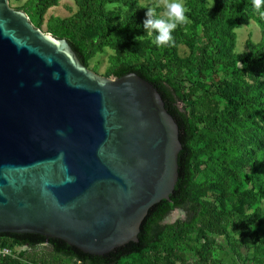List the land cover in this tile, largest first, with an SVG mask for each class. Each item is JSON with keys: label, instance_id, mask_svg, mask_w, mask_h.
<instances>
[{"label": "water", "instance_id": "obj_1", "mask_svg": "<svg viewBox=\"0 0 264 264\" xmlns=\"http://www.w3.org/2000/svg\"><path fill=\"white\" fill-rule=\"evenodd\" d=\"M182 148L150 81L98 74L0 0V233L95 255L138 242L149 210L171 199Z\"/></svg>", "mask_w": 264, "mask_h": 264}, {"label": "trees", "instance_id": "obj_2", "mask_svg": "<svg viewBox=\"0 0 264 264\" xmlns=\"http://www.w3.org/2000/svg\"><path fill=\"white\" fill-rule=\"evenodd\" d=\"M110 0H77L75 19H55L50 32L66 38L80 60L89 67L93 54L105 46L125 44L128 35L142 25L119 21L107 10ZM58 0H30L28 14L36 27L46 10ZM191 17L203 28V43L180 60L176 46L187 40L174 32V45L151 44L146 62L133 64L124 58L112 69L113 77L135 72L150 81L164 98L168 111L180 127L183 148L179 154V180L170 200L155 204L144 219L138 242H130L105 255L85 253L62 239L37 233H0V245L26 246L17 255L0 258L9 264H246L233 257L224 244L210 234L233 240L264 236V37L250 43V52L233 51L234 26L247 22L256 11L252 0H214L208 13L205 0H190ZM130 36V35H129ZM243 68H238V63ZM165 70L167 72H165ZM223 71L231 80H219ZM246 74L253 82H247ZM197 78V82L193 81ZM206 80H212L208 85ZM180 103L183 106H180ZM245 113V116H242ZM243 131H245L243 133ZM251 146L252 149H247ZM234 155L242 172L223 164ZM238 157V158H237ZM228 173L206 188L197 187L198 175ZM174 208L191 213L187 221L161 225ZM7 260V261H6ZM242 262V263H241ZM258 264H264L258 262Z\"/></svg>", "mask_w": 264, "mask_h": 264}, {"label": "rangeland", "instance_id": "obj_3", "mask_svg": "<svg viewBox=\"0 0 264 264\" xmlns=\"http://www.w3.org/2000/svg\"><path fill=\"white\" fill-rule=\"evenodd\" d=\"M30 0H10L11 6L17 9L29 10ZM146 0H110L107 5L111 4L113 7L107 10L114 11L118 14V20L123 22L136 23V20H141L142 25L135 31L134 35L129 34L125 44L120 46H105L101 50L93 54L89 60V68L97 72L98 74L113 77V67L124 58L132 59L133 64H139L146 62L151 53V44L153 43L154 37H150L147 33V29L144 28L143 22L146 19V8L139 7L138 4L145 3ZM186 7L189 9L187 15L190 18V23L179 26L175 32L182 30V34H185L187 40L178 42L176 46L177 56L180 60H187L192 54V48L199 46L203 43V28L201 25L194 23L191 17L190 0H184ZM208 13H211L214 8V0H205ZM211 5V7H210ZM126 9V10H125ZM79 11L77 0H58L57 4L49 7L40 23L39 28L44 32H50L49 22L55 19H75ZM29 15V14H28ZM30 16V15H29ZM233 31L236 35L233 51L236 55H242L250 52V43L260 44L264 37V17L254 13L247 22L234 26ZM52 33V32H51ZM156 54V53H155ZM238 68H243L241 62L238 63ZM165 72H167L165 70ZM219 80L227 79L231 80V77L226 75L223 71L218 72ZM243 78L252 83L253 79L249 78L244 74ZM264 81V76L260 78ZM194 82H197V78H193ZM212 80H206L209 85ZM180 106H183L180 103ZM245 116V113H242ZM245 131H243L244 133ZM247 149H252L248 146ZM234 155H228L224 160V166L233 173L242 172L243 168L237 162ZM238 158V157H237ZM226 181L228 180V173L222 171L219 167L217 173H203L201 172L196 180L197 187L206 188L210 182L214 181L218 176ZM190 211L183 208H174L172 212L163 220L162 226L173 223L177 220L187 221L191 218ZM233 240L228 239L225 235L221 234H210L218 242L227 246L233 257L237 258L240 254L243 256V263L246 264H258V262L264 263V236L261 232L256 233V238L247 237L241 239L234 230H231ZM17 248V247H16ZM7 261V260H6ZM242 263V262H241ZM0 264H9L5 261H0Z\"/></svg>", "mask_w": 264, "mask_h": 264}, {"label": "clouds", "instance_id": "obj_4", "mask_svg": "<svg viewBox=\"0 0 264 264\" xmlns=\"http://www.w3.org/2000/svg\"><path fill=\"white\" fill-rule=\"evenodd\" d=\"M138 6L147 9L143 26L148 35L154 37L156 46L174 45L175 30L191 22L184 0H146ZM252 6L259 16L264 17V0H252ZM107 7L113 6L109 4Z\"/></svg>", "mask_w": 264, "mask_h": 264}, {"label": "built area", "instance_id": "obj_5", "mask_svg": "<svg viewBox=\"0 0 264 264\" xmlns=\"http://www.w3.org/2000/svg\"><path fill=\"white\" fill-rule=\"evenodd\" d=\"M26 249V246L12 248L9 246L0 245V258L17 255L21 250Z\"/></svg>", "mask_w": 264, "mask_h": 264}]
</instances>
